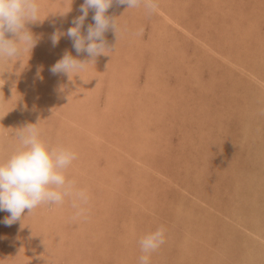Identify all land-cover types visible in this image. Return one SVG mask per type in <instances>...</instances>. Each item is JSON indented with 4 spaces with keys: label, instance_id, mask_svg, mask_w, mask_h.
Masks as SVG:
<instances>
[{
    "label": "rangeland",
    "instance_id": "obj_1",
    "mask_svg": "<svg viewBox=\"0 0 264 264\" xmlns=\"http://www.w3.org/2000/svg\"><path fill=\"white\" fill-rule=\"evenodd\" d=\"M37 2L41 21L27 25L36 44L16 63L19 85L30 84L11 91L8 118L37 123L46 144L76 153L64 174L88 200L80 215L66 197L45 204L47 215L26 209L22 221L0 224V252H14L19 264H139V240L163 228L150 264H264L263 242L247 231L258 218L264 238V0H156L151 15L113 4L106 14L116 17L118 39L105 33L112 48L89 61L84 81L49 71L65 52L91 59L66 35L84 0ZM53 33L63 34L55 47ZM47 74L66 96L65 81L77 95L88 90L82 104L66 108L68 97L52 95L61 85L40 87ZM14 136L2 141L7 157L19 145ZM39 217L64 236L47 245L58 257L37 252L36 262ZM17 244L26 245L23 254Z\"/></svg>",
    "mask_w": 264,
    "mask_h": 264
},
{
    "label": "clouds",
    "instance_id": "obj_2",
    "mask_svg": "<svg viewBox=\"0 0 264 264\" xmlns=\"http://www.w3.org/2000/svg\"><path fill=\"white\" fill-rule=\"evenodd\" d=\"M115 5H126L127 9L143 8L149 15L156 12V0H84L81 15L74 18L73 26L66 35L72 41L77 55L87 54L90 60H80L70 53L57 60L49 69L53 75L64 74L69 80L80 76L87 69L89 61L97 56L108 55L109 47L105 33L114 31L117 39L119 26L116 17L106 13ZM93 11V24H89L86 34L82 33L89 11ZM41 21L37 0H0V58L21 61L26 52L32 50L36 39L27 25ZM62 33H53L51 43L55 47ZM82 79V78H81ZM83 80V79H82ZM84 81V80H83ZM18 147L0 162V211L10 213L0 223L6 226L22 221L24 212H32L43 204L60 205L65 198H71L72 207L83 212L88 196L77 190L74 182L66 179L64 170L77 158L76 153L62 146L50 147L41 138L37 123H29L18 128ZM165 242V232L159 228L143 236L139 246L143 253L139 264H150V254Z\"/></svg>",
    "mask_w": 264,
    "mask_h": 264
},
{
    "label": "bare ground",
    "instance_id": "obj_3",
    "mask_svg": "<svg viewBox=\"0 0 264 264\" xmlns=\"http://www.w3.org/2000/svg\"><path fill=\"white\" fill-rule=\"evenodd\" d=\"M51 21V20H50ZM178 26H180L179 25V23H178ZM182 29V28H181ZM184 30H186L185 28H184ZM152 33V32H151ZM42 41V40H41ZM252 41V40H251ZM48 57V56H47ZM166 58V57H165ZM164 59V58H163ZM52 62V61H51ZM186 62H188V61H186ZM16 63H17V61L15 60V59H11V60H9V59H7V58H0V160H1V162L2 161H4V160H6V158H8L7 157V155L5 154L6 153V151H7V149L9 148V147H7L6 148V146L4 145V143H2V141L4 142V140H5V134L6 133H11V132H13L14 134L16 133V131L18 130L17 128H20L21 127V125L19 126V123H15L14 122V120L15 119H10V118H8V112L10 111V108H11V103H12V99H14L15 98V94H13V92L11 93V91H13V90H15V89H19V88H21L22 86L24 87V88H26V87H28V85L30 84V83H27L26 85H19V82H20V80H22L21 78H22V75L20 74L21 72L19 71V69L20 68H18L17 66H16ZM188 66H190V65H186V67H188ZM197 66V65H196ZM200 66V65H199ZM191 67H189V69H190ZM201 68V67H200ZM198 69V68H197ZM184 72V71H183ZM182 72V74L184 75V73L186 72H184L183 73ZM188 72H190L189 70H188ZM192 73L194 74V72L192 71ZM187 75V74H186ZM48 74L45 76V77H43V80H41V81H39V85H40V87H46L47 86V84H46V81H49L50 83H51V86L50 87H52V86H54L53 88H55V87H58L59 86V88H60V85H61V90L59 91L58 90V88H56L57 89V91L56 90H53V91H55V93L54 92H52V95H56V94H59V95H56V97L55 98H58V99H60V95L62 94V96H61V99H64L65 97H68L69 98V100L70 101H67V104L69 105V106H67L66 108H68V107H78L77 105H78V103L80 102H83L82 100H84L85 99V97H86V94H87V92H88V90H84L82 93H83V95H81V94H76V92L74 93V90H76L75 88H77V87H75V86H73L72 85V81L71 82H68V81H65V83L64 84H66V85H64V86H69V88L71 89V90H69V92H68V94L70 95V96H66L67 94V92L66 91H64V89H66L65 87H64V89H63V85L62 84H58L57 82H56V80L54 81V78H53V81L55 82V84H52V80H50L51 79V76H50V78H48ZM197 76V75H196ZM190 77H192L191 76V74H190ZM196 79V78H195ZM58 81H60L59 79H58ZM24 83V82H23ZM6 85H10L9 86V90H8V92H6V93H4V91H5V86ZM70 85H72V86H70ZM62 89H63V91H62ZM78 89V88H77ZM3 90V91H2ZM43 90V89H42ZM52 90V89H51ZM40 92V91H39ZM43 92H44V90H43ZM66 92V93H65ZM38 93V92H37ZM78 93H80V91H79V89H78ZM191 93V92H190ZM40 94H41V92H40ZM64 94V95H63ZM44 95V94H43ZM37 96H39V95H37ZM64 96V97H63ZM51 95L49 96V98L51 99ZM54 97L52 98V99H55ZM45 99H46V97H45ZM49 100L51 103H50V105L49 106H51V107H54L55 105H56V102L57 101H55L54 100V104H53V100ZM39 100V99H38ZM57 100V99H56ZM47 101V100H46ZM45 102V101H44ZM48 102V101H47ZM61 102V101H60ZM66 102V101H65ZM65 102H62V103H65ZM79 103V104H80ZM53 104V105H52ZM82 104V103H81ZM37 107V106H36ZM35 107V108H36ZM65 108V107H64ZM65 108V109H66ZM57 109V108H56ZM38 110V109H37ZM68 110H64L63 109V111H60V110H58V112L59 113H62V112H66L67 114H69V112H67ZM71 111V110H70ZM36 112V111H35ZM41 112H42V110H41ZM24 113V112H23ZM33 113V112H32ZM40 114V113H39ZM38 114V115H39ZM24 114H22L21 116L22 117H24L23 116ZM27 116H30L31 115V113L29 114V113H27L26 114ZM38 115H37V113H36V117H38ZM42 115H43V112H42ZM26 116V117H27ZM70 116V115H69ZM69 118H72L71 116L69 117ZM75 116L72 118V120H75ZM25 119V118H24ZM33 119V118H32ZM36 120V119H35ZM105 120H107V119H105ZM28 121H29V119H28ZM25 122V121H24ZM32 123V122H31ZM34 123V122H33ZM16 124V125H15ZM17 127V128H16ZM11 136V135H10ZM14 137H17V136H14ZM10 138V137H9ZM14 139H18V138H14ZM14 139H12V140H14ZM11 140V139H10ZM15 141V140H14ZM17 143V142H16ZM64 144H67V143H64ZM12 145V144H11ZM11 145H9L10 147H12ZM12 149H14V147H12L11 148V150ZM45 206V207H44ZM46 206L47 205H45V204H43V205H41V206H39L38 208H39V210H37V212H38V215H40V213H41V216L42 215H47L48 213H49V210L46 208ZM1 213V212H0ZM57 213V212H56ZM54 215V214H53ZM1 216V215H0ZM2 219V220H1ZM0 219V221H3L4 220V218H1ZM50 219H52V218H38L37 219V222H38V227L36 228V230H37V232H38V234L40 233L41 235H43L42 233H44V235H43V237L42 238H39V236L37 237V238H39V247H38V244H35V247H31V252H35L34 253V255H31V259H34V258H36V257H33V256H35L36 255V253L38 252L39 254L40 253H42V252H45L43 255H46V257L45 258H43V256L40 258L41 260L43 259H45L46 261H48V260H50L51 258H54L55 256H57V255H54L53 253H52V255L54 256H52V255H50L49 253L50 252H52V251H50V252H47V249H48V247H47V245L50 243V244H53V243H57V242H59V240H56V238L58 239V238H63V234H64V232L62 231V230H57L56 229V227H55V225L53 224V223H50L51 221H53V220H50ZM242 220V219H241ZM55 222H58V221H55ZM256 223V224H255ZM1 225H3L4 226V224L3 223H0ZM82 223H80V225H81ZM253 224H255V225H253V228L252 229H248L247 231H249L250 232V234H251V236L253 237V238H257V239H254V243L256 242V244H257V242H258V238L260 239V241L261 242H263V246H264V238H261V235H260V227H259V225L261 226V224L259 223V220H258V218H255L254 219V222H253ZM263 224V223H262ZM238 225H240V226H244V223H238ZM83 226V225H82ZM262 227V226H261ZM263 229V228H262ZM10 230H12L11 228H10ZM4 232H5V230H4ZM36 232V233H37ZM1 233V232H0ZM36 233H35V235H36ZM33 234V233H32ZM8 235V234H7ZM47 235H49L50 237L48 238V237H46ZM3 237V236H2ZM188 237V236H187ZM46 238H47V240H46ZM53 238H55V240H56V242L55 241H53V242H51L52 240H54ZM0 239H3V238H0ZM49 239L51 240V241H49ZM202 239V238H201ZM187 240V239H186ZM196 240V239H195ZM201 241V240H200ZM45 242H47V244L45 243ZM260 242V243H261ZM247 243V242H246ZM194 244V243H193ZM199 244V242L197 241L196 242V244H194V245H198ZM21 244L19 245V244H17V248H19L20 250H17V248H16V250L17 251H21L20 253L21 254H23L24 252L23 251H26V249H27V247H26V245H22L21 247ZM50 246H53V245H49V247ZM56 246H58V245H55L54 247H56ZM248 246V245H247ZM45 248V250H43L42 251V249H44ZM247 249L249 248V247H246ZM227 249V248H226ZM225 249V250H226ZM49 250H52V247H51V249H49ZM54 250V249H53ZM56 251H57V248L55 249ZM54 250V251H55ZM199 250V249H198ZM224 250V252L226 253V251ZM228 250V249H227ZM249 251V253L247 252V255H248V257L249 258H253L254 256H255V254L254 253H252L253 251H255L253 248L252 249H248ZM250 250H252V251H250ZM1 251V250H0ZM53 251V252H54ZM197 252H199V251H197ZM217 252L219 253V251L217 250ZM223 252V251H222ZM10 253H12L11 255H9ZM220 253H221V251H220ZM257 253V252H256ZM19 253H17V255H18ZM32 254V253H31ZM228 254V253H227ZM196 255V254H195ZM221 255H222V253H221ZM12 256H14V258H16V259H14ZM37 256V255H36ZM204 256V255H203ZM58 257V256H57ZM183 257V256H182ZM225 257V256H224ZM243 257H244V255H243ZM23 258V257H22ZM262 258H264V256L262 255ZM21 258L20 257H17L16 255H15V253L14 252H0V264H19L18 262L19 261H21L20 260ZM222 259V258H221ZM11 260H14V261H12L11 262ZM29 260V259H28ZM38 260H39V257L37 256V258L34 260V261H36V262H38ZM214 260V259H213ZM197 261V260H196ZM23 262V261H22ZM21 262V263H22ZM35 262V263H36ZM74 262L75 261H73L72 262V264H74ZM48 263V262H47ZM187 263V262H186ZM221 263V262H220ZM31 264V263H30ZM37 264V263H36ZM76 264V263H75ZM192 264V263H191ZM195 264V263H194ZM224 264V263H223ZM251 264V263H250Z\"/></svg>",
    "mask_w": 264,
    "mask_h": 264
}]
</instances>
